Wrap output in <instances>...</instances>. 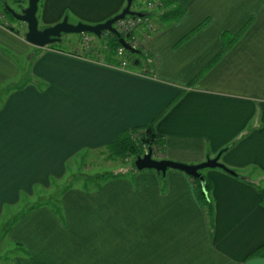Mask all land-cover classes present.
<instances>
[{"label": "crops", "instance_id": "0c3cea01", "mask_svg": "<svg viewBox=\"0 0 264 264\" xmlns=\"http://www.w3.org/2000/svg\"><path fill=\"white\" fill-rule=\"evenodd\" d=\"M162 1H137L135 12L154 17L138 32L150 61L126 69L105 32L98 49L80 34L64 50L0 25V89L20 87L0 107V237L14 263L264 264V0ZM126 3L42 0L38 26L99 24ZM148 126L163 143L154 159L196 165L220 153L237 174L200 172L211 213L186 174L128 169L55 194V210L28 202L3 215L34 186L49 195L73 161Z\"/></svg>", "mask_w": 264, "mask_h": 264}, {"label": "rangeland", "instance_id": "374dc122", "mask_svg": "<svg viewBox=\"0 0 264 264\" xmlns=\"http://www.w3.org/2000/svg\"><path fill=\"white\" fill-rule=\"evenodd\" d=\"M138 0H135L132 4V10H142L143 7L139 8L137 4ZM42 2V0H41ZM41 2L39 5H41ZM2 3L3 5L5 3L8 4L10 8H12L16 12H20L21 8H25L27 6V0H23L20 2H11L10 0H0V12H2ZM39 17V12L37 14ZM151 20L154 18L152 15H149ZM8 19V18H7ZM71 19V18H70ZM72 21V20H70ZM0 23H3V18L1 17ZM14 28H18V30L24 35L26 32V25L21 22V24H17L15 22L12 23ZM38 26L39 29H41V23ZM80 34H68V35H62V40L59 43L54 44V47L61 48L64 50L71 49L79 40ZM91 37L92 39L90 40ZM105 36L102 38L103 42H106ZM83 44L90 45L94 49H98L96 40L97 38L93 35H83ZM97 45V46H96ZM11 58L16 61H23V58L17 57V56H11ZM10 87L12 85H9ZM0 107L2 104L5 103V101H1V98L3 95L6 96V93L2 95V89H0ZM8 96V94H7ZM145 153L144 150H142V154ZM108 150H103L102 152H95V153H87L86 157H82L80 161H73V164L70 163L68 165L69 175L65 179H62L60 181H52V189L49 190V195L45 194L44 197H41L45 192L42 190V187L34 186L32 190V196L24 197L21 196V202L18 203L15 207H6L3 215L5 217H10L11 215L15 216L19 213H21L23 210L27 209V203H40V205L48 206L49 208L53 207L55 209V206H58V203H56L55 200L58 199V197H55V194H61L62 191H65L67 189H87L90 187H93V183H97V180L99 176L105 175V174H113V173H125L128 169H132L131 167L134 164V157L129 158L127 161H122L121 159H117L114 157H110L108 155ZM72 176V177H71ZM96 176V177H95ZM91 179H94L93 181H90ZM56 186V188H54ZM54 188V189H53ZM45 190H48L47 187H44ZM54 196L52 199L51 197ZM40 197V198H39ZM47 200H51V203H48ZM26 208V209H25ZM13 210V214L8 215V211ZM52 209V208H51ZM17 211V212H15ZM15 212V213H14ZM16 255V250L14 248V245H12L5 237H0V264H16L14 263L13 258Z\"/></svg>", "mask_w": 264, "mask_h": 264}, {"label": "water", "instance_id": "95a60500", "mask_svg": "<svg viewBox=\"0 0 264 264\" xmlns=\"http://www.w3.org/2000/svg\"><path fill=\"white\" fill-rule=\"evenodd\" d=\"M40 0H27V6L21 8L20 12L14 11L6 5L8 13L17 21L26 25V33L24 35L25 41L36 48H45L47 46L59 43L62 40V35L68 34H92L100 38L104 32H109L118 38V44L133 54L140 52L132 49L126 41L120 37V34L115 29L116 22L123 20L127 16L143 18L146 14L135 12L131 9L133 0H127L124 9L109 20L95 24L88 25L84 23L72 24L68 22L65 17L61 22L48 26L43 29L38 27L37 11ZM220 153L215 158L207 157L206 160L200 164L187 165L170 160H156L152 157V151L147 150V153L136 156L134 166L137 171L154 170L158 174L165 175L168 170H175L186 174L194 180H198L203 185L204 181L201 176V171L204 169H220L225 173L236 177L237 174L226 168L219 162Z\"/></svg>", "mask_w": 264, "mask_h": 264}, {"label": "trees", "instance_id": "16d2710c", "mask_svg": "<svg viewBox=\"0 0 264 264\" xmlns=\"http://www.w3.org/2000/svg\"><path fill=\"white\" fill-rule=\"evenodd\" d=\"M40 2H41V0L39 1V3ZM151 2L154 5V7L156 6V3L158 5L157 7H160V9L162 7H164L162 0H151ZM6 5L8 6L7 3H5L4 5L2 3V12H0V15L4 19H3V23H0V25L5 27V28H7L8 30H10L14 34H18L19 32L12 26V23L13 22L21 23V22L15 20L8 13V11L6 10ZM41 6H42V2H41V5L38 4L37 14H38L39 9L41 8ZM145 14H146V16L143 17V20L149 19L148 17L151 14H149V13H145ZM37 19H38V16H37ZM105 34L110 36V40L108 41L109 46L112 47V49L116 50V48L119 46L118 38L116 36H114L113 34H111V33L105 32ZM84 35H90V34H84ZM147 35H149V34H147ZM120 37L121 38H126L122 34H120ZM51 46H53V45H51ZM143 50H139L140 53L137 54V55L131 54L135 58V60H134L135 62L134 63H138V62H140V60L145 61V58L146 59L148 58L147 59L148 62L150 61L149 55L145 54V52H143ZM17 88H20V87H17L16 85H12L10 87L8 85L6 88L2 89V95L5 94V93L8 94V93H10L11 91H13V90H15ZM162 144L163 143H162L161 139L158 136H156L155 133H153L151 126L143 127V128H134V129L128 130V132L122 133L114 144L108 146V152H109L108 155H110V157L121 159L122 161H127L131 157H134V159H135L136 156L143 155L144 153L142 154V150L146 151V150L150 149L152 151V157H154V158L156 157L157 158L158 155L161 152ZM131 168L133 170H136L134 164H133V166ZM99 177H102V176H99ZM103 177L107 178L106 175H104ZM194 182L196 183V187H197V190H198V195H199L200 200L202 201V203L204 205L208 206L209 213H211L210 203H208V199H207V193H208V189H207L208 188V184H207V182H205L203 185L198 180H194ZM51 199H52V197H51ZM47 202L51 203V200H47ZM37 206H41V205L39 203H36V204L30 206L29 210H32V208L37 207ZM53 210H55V209L53 208Z\"/></svg>", "mask_w": 264, "mask_h": 264}, {"label": "built area", "instance_id": "2783aa9c", "mask_svg": "<svg viewBox=\"0 0 264 264\" xmlns=\"http://www.w3.org/2000/svg\"><path fill=\"white\" fill-rule=\"evenodd\" d=\"M145 21L146 20H143V18L127 16L123 20L116 22L114 27L119 34L126 37L123 39L132 49L139 51L144 49V40L148 39L146 37L141 40L138 36L139 28H142V26L146 23ZM147 28H150L149 24L147 25ZM115 57L119 62L118 68L120 69H126L128 66L133 64L135 60L131 53L122 46H119L116 49ZM145 153H147V150Z\"/></svg>", "mask_w": 264, "mask_h": 264}]
</instances>
